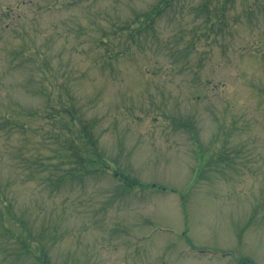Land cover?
I'll list each match as a JSON object with an SVG mask.
<instances>
[{
    "label": "rangeland",
    "instance_id": "obj_1",
    "mask_svg": "<svg viewBox=\"0 0 264 264\" xmlns=\"http://www.w3.org/2000/svg\"><path fill=\"white\" fill-rule=\"evenodd\" d=\"M0 264H264V0H0Z\"/></svg>",
    "mask_w": 264,
    "mask_h": 264
},
{
    "label": "trees",
    "instance_id": "obj_2",
    "mask_svg": "<svg viewBox=\"0 0 264 264\" xmlns=\"http://www.w3.org/2000/svg\"><path fill=\"white\" fill-rule=\"evenodd\" d=\"M13 55H16V53H14ZM19 55H21V54H19ZM115 57H116V54L115 53L114 54H109V58L110 59L112 58L111 60H114L113 58H115ZM59 104L63 106V103H59ZM65 111L68 113V117L70 116V120L68 119L69 122H66V123L62 120L63 116H65V114H67ZM35 116H38L37 113L35 114ZM51 116H52L51 117L52 121H51V119L49 117H47V122H50V123L55 122V123L59 124L60 127H58L57 130H54L53 129V130H49L47 132V130L44 129L42 131V133H44V134L46 133V138H47V141L46 142L48 143L47 144L48 147L45 148V150L49 152L48 148H49V146H52V144L50 145L49 143L52 142V141H56V142H58V147H57V149H55V150H57L56 156H58V157L63 156L65 158L75 157V158L78 159V161H79V159H82V152L79 151L78 152V155H77L76 152H75V150L73 151V156L71 155V157H70V154H69V152L71 150L70 148H73L74 149V147H73V143L74 142H72V140L64 139L65 138L64 137V134L65 133H69V131H65V129L66 128L69 129L70 124H73L74 128H76L77 125H78L77 121L80 123V119L77 117L78 114H76V113H70V110H67V106H66V107H63V109H59L58 111H55L54 113L51 114ZM12 121H15V120L14 119H11V123H12ZM49 126H51V125H49ZM14 127H16V126H14ZM81 131L82 130H80L79 136H77L76 139L78 137H80V139L78 138V140H80V142L82 143V132ZM91 152H95V151H93L92 148H91ZM88 153H89V151H86L85 152V154H88ZM37 154H39V153H37ZM92 154H94V153H92ZM45 156L47 158H50L51 159V157L53 156V153H52V155L51 154H49V155L47 154ZM35 157H41V156L36 155ZM86 158H87V161L84 162L85 164L82 165V167H81L80 170L78 168H76L71 173H68V176H65L64 178L81 177L82 176V173L84 172V169L85 170L90 169L89 167L91 165H95L96 166V168H94L92 170H101L104 166H106L105 164H108V162L105 161L104 157L100 156L99 154L98 155L96 154V156L89 154L88 156H86ZM62 162H63V160H62ZM79 162H76V164L78 165ZM50 170L48 171L49 173H50ZM126 177H128V176H125V178ZM128 179L129 178H126L125 179L126 186L132 184L131 181L128 180ZM53 184H55V182ZM49 185H50V183H49Z\"/></svg>",
    "mask_w": 264,
    "mask_h": 264
}]
</instances>
